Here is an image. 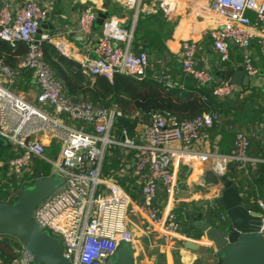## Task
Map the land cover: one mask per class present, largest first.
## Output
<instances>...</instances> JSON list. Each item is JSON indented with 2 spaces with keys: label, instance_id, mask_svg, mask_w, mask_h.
Listing matches in <instances>:
<instances>
[{
  "label": "built area",
  "instance_id": "2783aa9c",
  "mask_svg": "<svg viewBox=\"0 0 264 264\" xmlns=\"http://www.w3.org/2000/svg\"><path fill=\"white\" fill-rule=\"evenodd\" d=\"M137 14H162L171 19L178 14L181 0H119ZM197 11L206 15L211 26L203 35L210 38L221 62L232 60L233 49L242 54V66L251 80L259 74L253 51L259 47L264 55V0H189ZM49 11L40 0H21L17 6H0V39L16 49L24 44L27 54L19 70L11 69L0 57V136L6 138L15 156L9 160V172L24 182L34 180L37 161L48 163L52 173L65 176L66 182L34 210L33 219L42 229L59 238L63 253L71 264H111L109 258L122 241L133 242L128 211L133 199L116 180V172L105 174L109 149L121 147L126 158L118 172H128L141 184L142 204L148 221L160 224L169 235L182 233L176 216L163 217L155 204L162 186L170 196L177 191V169L194 164H207L218 178L232 165L247 170L253 162H264L249 154L251 141L244 132L234 138V150L225 154L194 148L205 129L221 118L217 112H206L179 121L169 113H155L149 124L133 137L124 129L116 133V120L123 116L117 108H104L85 100H75L65 91L52 67L45 60L44 42L52 43L65 56L70 50L64 42L49 33L40 32ZM98 15L91 9L79 15L78 33L89 38ZM133 32L123 28L116 16L107 17L95 48V55L85 56L79 63L85 76L94 80L104 76L113 81L115 75H143L150 66L147 52L132 50ZM199 44L184 40L179 54L181 70L200 86L212 87L213 95L225 99L240 86L219 80L211 70L199 67ZM22 69H30L40 89L36 104L15 90ZM165 81L172 86L170 81ZM221 83L215 86L217 81ZM205 100L207 98L205 97ZM53 144L55 147H53ZM25 178V179H24ZM252 210L261 212L264 234V200L251 198ZM251 209V208H250ZM223 218L229 222L226 212ZM12 264H34L32 252L20 241Z\"/></svg>",
  "mask_w": 264,
  "mask_h": 264
},
{
  "label": "crops",
  "instance_id": "0c3cea01",
  "mask_svg": "<svg viewBox=\"0 0 264 264\" xmlns=\"http://www.w3.org/2000/svg\"><path fill=\"white\" fill-rule=\"evenodd\" d=\"M40 1L49 11L47 20L41 25V32L49 33L56 41L64 42L70 50V56L68 57L77 62H80L87 55H95V48L102 35L103 26L95 25L94 32L89 38L82 39L79 36L77 31L79 15L82 11L91 9L98 16L101 13L107 14L108 17L116 16L123 28L130 32L132 31V50L147 52L151 62L148 68H156L157 74L158 71L164 70L174 76L181 71L179 54L182 42L187 39L194 40L200 46H203L202 51L197 56L199 67L211 70L219 79L227 71L242 65V61H238L242 58L241 52L233 49L232 62H234L235 67L222 69V64L212 44L210 46L207 45V42L211 41L210 38L203 35L204 30L211 26V20L206 15H196L197 11L191 6L189 0H181L179 2L178 14H175L171 19L164 17L162 14H137L134 9L127 8L119 0ZM3 3H11L17 6L21 3V0H0V6ZM143 18L160 19L172 25L173 29L163 35V43L166 47L163 51H158L157 48H145L144 45L150 42L148 38L143 40V44L140 42L139 38L141 39L145 36L143 25L145 26L146 24ZM253 53L255 62L259 66V74L256 79L251 80V83L264 90V55L259 47H256ZM16 81V90H19L31 103L36 104L40 89L32 70L27 74L21 72ZM228 121H230L229 124H227ZM216 124L218 126L217 130H204L203 136L194 145V148L226 154L233 152L234 135L241 127L239 120L235 123L232 118H225L221 115L220 120ZM252 132L261 141L258 147L264 151V125L257 123ZM256 158L264 159V157L259 155H256ZM263 164L264 162H253L248 165L247 170L238 169L241 175L238 177L237 184L245 204L251 209L255 207L250 203L251 198L264 200V185L261 183L259 185L256 182L260 178L258 166ZM118 174L120 177H128L127 175H129L127 171H120ZM131 189L139 194L142 199L141 184L137 183V180L134 179ZM221 195L222 189L218 178L212 173L207 164L200 163L193 166H182L177 169L176 193L170 196L166 189L161 186L156 200L162 206L163 217L177 210L192 212L194 215L192 213L190 215L187 214L188 217L186 218L193 225V217L198 214H202L203 218L212 217L209 212L213 208L225 212L220 204ZM132 199L133 204L129 208L128 216L129 229L134 235L132 244L135 264H220L218 251L204 235L199 238L187 236L189 239H184V237L179 235H169L162 230L160 224H152L148 221L146 213L138 205L142 204V200H136L134 197ZM184 234L186 235V233ZM2 239L3 236H0V240ZM188 240L199 244L200 247L196 250L186 247L185 242Z\"/></svg>",
  "mask_w": 264,
  "mask_h": 264
},
{
  "label": "trees",
  "instance_id": "16d2710c",
  "mask_svg": "<svg viewBox=\"0 0 264 264\" xmlns=\"http://www.w3.org/2000/svg\"><path fill=\"white\" fill-rule=\"evenodd\" d=\"M143 19L146 24L145 26L143 25L145 36L144 38H139L140 42L143 44V40L148 38L150 42L144 45L145 48L151 47L157 48L158 51H163L166 48L163 43V35L173 29L172 25L160 19ZM210 44H212V41L207 42L208 46ZM202 49L203 46L199 45L198 53ZM26 54L27 48L24 44L21 43L16 49H13L7 42L0 39V57L11 69L19 70V64L24 60ZM44 55L45 60L50 64L56 77L61 81L66 93L71 98L89 101L104 108H117L122 111L123 116L119 117L115 123V131L118 134L126 129L131 136L138 137L140 128L149 124L152 115L155 113H169L177 120L182 121L195 118L206 112H217L225 118H232L235 123L239 120L241 127L236 133L244 132L250 138L251 146L249 154L255 157L256 155L264 157L263 149L258 147L261 141L252 132L257 123L264 125V90L253 85L254 83H251L249 86L240 87L230 97L219 99L213 95L212 87L198 85L192 76L185 74L182 70L176 73V75L171 76L164 70L158 71L157 74V69L150 67L139 77L117 74L113 81L104 76H97L92 80L84 75L79 62L63 55L52 43L44 42ZM240 60L242 61V58L238 61ZM221 64L222 69L235 67L232 60L230 62H221ZM30 71V69L21 70L25 74ZM157 76L163 80L170 81L172 86H168L165 81H160ZM220 83L218 80L215 86ZM14 89L16 90L15 87ZM205 97L207 100H205ZM217 128L216 124L207 130L213 129L216 131ZM13 156H15V151L11 147L0 150V202L14 200L20 194L23 187L33 181L24 182V180L17 179L14 175L10 174L8 163ZM125 158L126 155L123 148L115 147L109 149L106 155L104 172L105 174L116 172L115 178L122 187L136 200H142L141 196L131 189V184L134 183L135 178L130 173L127 175L128 177H120L117 173L120 169L119 164ZM258 167L260 178L256 182L259 185L260 183L264 185V164ZM34 170L40 171L44 176L53 174L51 166L42 161L35 163ZM227 175L238 186L237 181L241 172L238 171L236 165L230 167ZM155 204L162 209L160 202L155 200ZM191 213L184 210L173 212L180 222L181 231L186 233L187 236L199 238L203 233L191 225V222L186 218L188 217L187 214L190 215ZM209 213L215 219V223L218 226L224 227L226 225L227 221L223 218V212L220 209L213 208ZM192 215L194 214L192 213ZM1 236H3V239L0 240L1 264H12L17 256L15 249L20 246V243L12 236Z\"/></svg>",
  "mask_w": 264,
  "mask_h": 264
},
{
  "label": "water",
  "instance_id": "95a60500",
  "mask_svg": "<svg viewBox=\"0 0 264 264\" xmlns=\"http://www.w3.org/2000/svg\"><path fill=\"white\" fill-rule=\"evenodd\" d=\"M107 17L105 13L99 14L96 25L103 26ZM134 76L139 77L141 74L136 73ZM219 80H228L240 87L251 84L242 65L227 71ZM6 146L10 147L8 140ZM6 146L0 144V149ZM65 182V176L60 173L44 176L36 171L34 180L23 187L17 198L0 202V236L9 235L24 244L34 255V264H71L64 256L61 240L49 231L42 230L33 219L37 206ZM218 182L222 189L220 204L229 222L220 227L213 217L203 218L202 214H198L193 217L194 227L218 251L221 264H264L261 212L245 204L239 187L229 176L218 177ZM185 246L193 250L200 247L190 240L185 242ZM115 254V260L109 258L111 264H135L132 242L122 241Z\"/></svg>",
  "mask_w": 264,
  "mask_h": 264
},
{
  "label": "rangeland",
  "instance_id": "374dc122",
  "mask_svg": "<svg viewBox=\"0 0 264 264\" xmlns=\"http://www.w3.org/2000/svg\"><path fill=\"white\" fill-rule=\"evenodd\" d=\"M6 140H7L6 138L0 136V144L6 146ZM53 147H55L54 144H53ZM3 149H8V147L6 146V147H4ZM0 150H1V149H0ZM225 176H228V175L225 174V175H223L222 177H225ZM111 258H112L113 260H115V259L117 258V254L111 256Z\"/></svg>",
  "mask_w": 264,
  "mask_h": 264
}]
</instances>
